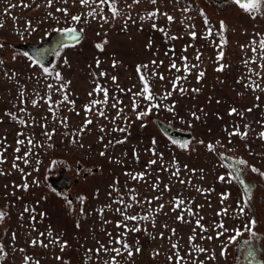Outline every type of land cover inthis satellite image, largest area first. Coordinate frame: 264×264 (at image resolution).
<instances>
[{"label":"rangeland","instance_id":"rangeland-1","mask_svg":"<svg viewBox=\"0 0 264 264\" xmlns=\"http://www.w3.org/2000/svg\"><path fill=\"white\" fill-rule=\"evenodd\" d=\"M116 6L120 15L113 18L108 5L100 6L99 0L91 7L81 5L80 0H68L67 3L52 0L51 6L48 0H0V24H3L0 44L4 45L0 48V60L3 61L0 64V153L5 161L0 164V171L5 173L0 175V211L6 214L0 221V247L3 248L0 264H105V261L108 264H170L168 257L175 251L184 257L183 264H200V261L204 264H236L240 259L236 244L229 246L226 259L220 256L221 240L226 241V236L234 233L217 239L216 232L220 229H214V224L222 221L229 230L242 229L249 219L257 221L254 231L258 238L252 246H257L264 263V177L251 172V167L264 171V140L259 138V133L264 132V91L245 87L256 81L264 88V67H261L264 61L252 62L253 57L261 55L258 45L264 39V16L252 19L233 0H157L155 5L150 0L139 3L116 0ZM101 7L107 23L100 15L95 19L86 16L89 11L99 13ZM57 9H66L68 15ZM157 10L154 21L148 20V14ZM162 13L173 16L174 21L169 22ZM72 15L81 16V23L71 21ZM141 17L145 19L141 20ZM85 18L87 22H84ZM205 18L214 32L220 31L221 21L227 26V31L223 32L227 43L220 61L217 60L219 36L204 38L207 34ZM70 26L77 30L83 28V36L78 43L56 48L47 56V65H43L49 68L51 75L45 74L39 65H32L24 55L27 52L18 46L44 41L49 33L55 32L53 29ZM190 31L197 33L195 39L188 34ZM105 40L107 43L101 51L96 45ZM253 41L257 46L255 53ZM57 51L59 55L54 54ZM198 52L201 54L199 61L196 60ZM182 56L188 58L187 64L199 65L192 69L186 80L179 81L178 87L187 89L183 94L173 92L171 83L177 76L185 75ZM65 59L67 64L63 62ZM152 61H156V65ZM172 61L181 68L180 72L170 70ZM221 63L226 67L218 72L216 68ZM141 65H148V68H141L138 73L137 67ZM56 71L61 73L62 81L55 79ZM201 71L205 76L198 83L196 77ZM101 72L107 75L101 76ZM141 74L146 76L157 96L153 103H161L162 107L154 108L148 116L137 120L132 101L133 93L143 88ZM160 74L164 80L159 79ZM112 77H116L115 83ZM68 81L71 83L64 90L56 91ZM98 85L108 89V104L96 105L97 109L103 108L107 118L98 116L95 110L85 112V106L92 100L104 98L103 93L93 91ZM193 89H199V92ZM168 92L172 95L160 101L159 97ZM64 95H68L74 104L61 103ZM49 96L52 112L49 111ZM136 99L140 104L136 111L144 110L149 102ZM115 100L122 101L118 105L123 109L120 118H116L117 109L112 107ZM33 101L38 106L34 107ZM167 107H173V111H167ZM232 108L242 112L243 118L229 115ZM249 108L251 112L246 111ZM6 113L15 114L17 119L13 120ZM64 118L68 121L67 128L61 123ZM20 120L27 121V125L21 124ZM86 120L93 123L80 133ZM157 122L189 134V139L176 138V141L188 142V148L181 149L178 144H173V139L157 128ZM245 124L250 125L246 140L229 137L228 133L236 125L244 131ZM101 128H104L103 132ZM114 128H125L126 131H113ZM53 129L55 132L49 140L44 133ZM28 138L33 140V145L27 144ZM19 139H24L25 144H17ZM73 139L78 142L72 143ZM230 139L232 143H229ZM209 144L214 145V152L208 150ZM18 147L20 152L15 151ZM29 149L34 154L27 157V164L15 159ZM149 149H155L157 155ZM101 152L105 155L101 156ZM161 153L162 160L159 158ZM221 155L231 161H247V166H241L242 178L247 184H254V188L245 215H239L237 210V201L243 195L242 186L218 180L220 175L227 176L230 171ZM153 159L157 163L149 166L148 162ZM173 159L179 167V176L172 175L176 171ZM14 162L23 173L12 167ZM58 168L71 177L70 184L66 188L61 186L60 190L48 184L49 178L57 176ZM141 172L149 174L140 182L133 181L128 175ZM180 180L191 183L182 184ZM24 183L28 184L27 190L17 187ZM154 183H159V190L153 191ZM165 185L169 191L163 190ZM197 188L205 191L198 192ZM129 189H134L135 193H130ZM222 193H230L223 205L220 202ZM121 194L127 203H132L130 196L133 194H138L137 200L143 202L134 204L128 215L149 216L146 221H128L129 227L137 224L141 231L129 232L126 237L121 236L124 228L116 226L123 217L115 209L123 206L113 202ZM157 196L159 200L153 199ZM81 197L85 198L83 203ZM177 197L184 199L187 207L203 217L201 224L207 232L202 233L196 227L194 216L186 217L189 223L176 219L184 211L183 206L173 211L170 201ZM148 200H152L151 205ZM160 205H164L163 209ZM223 207H228V215L217 216ZM99 209H104L103 217ZM202 235H211L213 239H201ZM191 236L196 238L189 242ZM115 239L129 244L133 255L128 257ZM246 239H249L247 232L240 240ZM33 240L47 246L40 243L33 246ZM54 240L58 242L53 243ZM65 242L67 246L61 251V244ZM174 243L178 245L176 250L172 249ZM100 244L121 248L123 254L117 256L111 251L98 254L96 249ZM194 245L208 251L197 253L193 250ZM136 248L141 251L137 253ZM212 253H215V260L207 258ZM171 264H175V258Z\"/></svg>","mask_w":264,"mask_h":264},{"label":"snow or ice","instance_id":"snow-or-ice-1","mask_svg":"<svg viewBox=\"0 0 264 264\" xmlns=\"http://www.w3.org/2000/svg\"><path fill=\"white\" fill-rule=\"evenodd\" d=\"M63 2L67 3L68 0H63ZM96 2H97V0H80V4L81 5L88 6V7H91L92 4H96ZM139 2H140V0H133V3H139ZM48 3H49V6H51L52 0H48ZM150 3L155 5V4H157V0H150ZM233 3L236 4L244 13L248 14L252 19H256L257 16H264V0H233ZM105 4L108 5L109 11L112 13L113 18H116L117 16L120 15V12L118 11L117 6H116V0H99V5L100 6H103ZM184 10L187 11V9H184ZM57 11L63 12L65 14V16L68 15V12H67L66 9H57ZM102 13H103V8L101 7L99 13H97L96 11H89L86 14V16L87 17H92L93 19H95L97 17V15H100L101 19L104 20V23H107L108 20H107L106 17H104L102 15ZM157 14H158V10L157 11H153V12L148 14L147 19L154 21V19L156 18ZM162 15H164L169 22H173L174 21V17L173 16H171V15H169L167 13H162ZM201 15H203V13H201ZM81 19L82 18L79 15H72L71 16V21H73V22H75L77 24L81 23ZM129 19H131L130 16H129ZM144 19H145V17H141V20H144ZM84 22H87V18H85ZM204 24H205V26H207V34L204 37L205 39H207L208 37H212L214 35L215 36H219L220 43L217 45V47L220 48V51L217 54V60L220 61L224 57L223 47L227 43V40H226V38L223 35V32L227 31V26L225 25V23L223 21H221L220 22V31L219 32H214L213 28L208 26L209 22H208L207 18L204 19ZM2 26H3V24H0V27H2ZM152 27L155 28L156 24L153 23ZM192 27L194 28L195 26L193 25ZM32 30L35 31V29H32ZM53 31L59 32V33L62 34V36L65 39H62L60 41V47L61 48H67V47L71 46L72 44H75V43L79 42V40H80L79 33H82L84 30H83V28L77 30V28L70 26V27L63 28V29H53ZM188 34L193 39H195L196 36H197V33L195 31H190ZM176 38L177 37H172V39H176ZM106 43H107V40L103 41L100 44H97L96 47L99 50L103 51V46ZM3 47H4V45L0 44V48H3ZM242 47H244V46H242ZM258 47L261 50V55L259 57H253L252 58V62L253 63H255L257 59H260V60L264 61V39L260 40ZM184 51H187V48H185ZM252 51L254 53L257 51L256 41L252 42ZM54 54L55 55H59V52L57 51ZM24 55L27 56L30 61H32V65H39V67L42 68V70H43V72L45 74H47V75H51L52 74L50 72L49 68L45 67L43 65L41 60L33 59L27 53H25ZM13 59H15V57H13ZM41 59H42V57H41ZM187 59L188 58L186 56H182L181 57V60L185 61L184 67H183V71H184L185 75L177 76L176 79L171 82L172 85H173V92L174 91H180L181 94L185 93L187 91V89L183 88L182 86L178 87L179 81L186 80L188 78V74H191L192 69L199 67L198 64H192V65L187 64ZM200 59H201V54L198 52L197 55H196V60L199 61ZM63 62L65 64H67V60L66 59ZM151 63L153 65H156L157 62L156 61H152ZM160 63L162 64L163 62L161 61ZM245 63L247 64L248 61H245ZM0 64H3L2 60H0ZM98 66H99V61H97V67ZM113 67H115V63L113 64ZM169 67H170V70L171 69H175L176 72H180L181 71V68L177 66L175 61H172ZM225 67H226V65L221 63L216 68V71H218V72L219 71H223ZM261 67H264V64H262ZM141 68L146 70L148 68V65L138 66L137 67V72L138 73L141 72ZM255 74L257 76L260 75L259 73H255ZM13 75H15V74H13ZM100 75L101 76H106L107 73L101 72ZM153 75H156V73H153ZM204 76H205L204 72H202V71L198 72L197 73V77H196L197 78V82L199 83L203 79ZM55 79L57 81H62L63 80V77H62L60 72H58V71L55 72ZM159 79L160 80H164L165 77L162 74H160L159 75ZM112 80L115 83L116 82V77H112ZM140 80H141V82L143 84V88H142L141 91L133 93L134 99L132 101V110L134 112H136V119L137 120H142L144 117L148 116L152 112V110L154 108L162 107L161 103H153V101L157 100V96L152 92L151 87H150V83H149L148 79L146 78V76L144 74L140 75ZM70 83L71 82L68 81L65 84H61L60 87L56 89V91L64 90L66 88L67 84H70ZM48 87L51 88L52 85H48ZM245 87L246 88L251 87L253 91H255L256 89H260L261 91H264V88H261L260 84L257 83L256 81H252L251 84H246ZM93 91L96 94L103 93V97L104 98H103V100H92L90 102V105L85 106V112L89 113V112H92L93 110H95L96 114L98 116L107 118L106 117V113L103 110V108L97 109L96 105H107L108 104V101H109L108 89L100 87L98 85L96 88H94ZM120 91H123V89H121ZM129 91H131V90H129ZM192 91L199 92V89H193ZM89 95L91 96L92 93H89ZM171 95H172V92H168L167 94H165L163 96H160L159 100L160 101L166 100ZM22 96H23V93H21V97ZM136 98H141L142 100L149 102L147 107L144 110L136 111L140 107V104H139V102H138V100ZM113 99H115V98H113ZM256 99L259 100L260 97L257 96ZM48 101H49V111L52 112L53 108H52L51 103H50L51 102V96L48 97ZM61 103L74 104V101L69 100L68 95H64L63 101ZM120 103H122V101L115 100V102L112 104V107L117 109V117L116 118H120V115L123 112V109L118 107V105ZM33 106L34 107L38 106L36 101H33ZM256 106L258 107V105H256ZM20 111H24V109H20ZM167 111L172 112L173 111V107H167ZM246 111L251 112L252 109L249 108ZM6 115L10 116L13 120L17 119V117L13 113H6ZM192 115H193L194 118L199 119V117L196 116L195 113H192ZM229 115H239V116H241V118H243V113L239 112L236 108L230 109ZM116 118H114V120ZM114 120H113V123H114ZM19 122L21 124H25V125H27V123H28L27 121H24V120H20ZM61 123L63 124V126L65 128H67V126H68L67 118H64L61 121ZM91 123H93L92 120H86L84 125L80 129V133H82L87 128V126L90 125ZM41 127H46V125H41ZM243 127H244L245 130L241 131L240 126L236 125L234 127V130L232 132L228 133L229 137H239V139L241 141L246 140L247 137H248L247 129L250 128V125L245 124ZM100 131L103 132L104 128H101ZM113 131L124 132V131H126V129L125 128H114ZM225 131H227V129H225ZM54 132H55V130L53 129L52 132H45L44 135L49 140H51ZM19 135L23 136V133H20ZM71 135L77 136L78 134L77 133H72ZM259 138L261 140H264V132L259 133ZM101 139H103V137H101ZM71 142L72 143H77L78 141L76 139H73ZM123 142L124 141H116V143H123ZM33 143L34 142H33L32 139H30V138L27 139V144L28 145H33ZM152 143L155 144L156 141L153 140ZM172 143L173 144H178V146L181 149H187L188 146H189L188 142H179V141L173 140ZM199 143L203 144L204 142L203 141H199ZM219 143L220 142L217 141V144H219ZM229 143H232L231 139L229 140ZM17 144L23 145V144H25V140L24 139H19V140H17ZM80 146L82 147L83 145L81 144ZM49 147H51V145H49ZM207 147H208L209 151H211V152L215 151L214 145L209 144V145H207ZM5 151H6V149H5ZM15 151L16 152H20V148L19 147L16 148ZM149 151H151L154 156L157 155V152H156L155 149H149ZM33 154L34 153L31 152V149H29V150L25 151L23 156H17L15 159L16 160H23L24 163L27 164L29 162L27 157L30 156V155H33ZM100 155L103 156V155H105V153L101 152ZM134 155H135V152H134ZM159 158H160V160L163 159V154L162 153L159 154ZM221 159H224V157L222 155H221ZM4 162L5 161H4V158H3V153H0V164H2ZM117 162L119 163V161H117ZM156 163H157L156 159L150 160L148 162L149 166L150 165H154ZM172 164L176 168V171L172 172V175L173 176H179V174H180L179 167H178L175 159H173ZM161 166L163 167V165H161ZM241 166H247V161H245L244 159L235 160L233 162V165H232L230 171L228 172L227 176L220 175L218 177V180L220 182H223V183H226V184H232V183L235 182V183H238L241 186H243V195H242L241 200L237 201V210H238L239 215H245V209H247L249 207V205L251 203V199H252L253 193L251 192L250 186L245 185L244 180L241 178L242 172H243V169L241 168ZM12 167L15 168V169H18L19 171H21L23 173V169H20L19 165L16 164L15 162L12 164ZM185 167H187V166H185ZM225 167H227V166H225ZM34 170H37V169H34ZM164 170L167 171V168H164ZM192 171H195V170H192ZM251 172L258 173L261 177H264V171H260L256 167H251ZM4 174H5L4 172L0 171V175H4ZM148 174L149 173H147V172H141V173H135V174L129 173L128 175L131 176V179L133 181L140 182V181H143L145 179V176L148 175ZM27 175H30V174H27ZM157 180H158V178H157ZM179 182L182 183V184H184V183L190 184L191 183L190 180L187 181V182H185L184 180H180ZM33 183L38 184V181H33ZM17 187H22L24 190H27L28 189V184L24 183L23 185H18ZM113 188H114L115 191H117V193H119V189L115 188V185H113ZM152 189H153V191L159 190V183H154L152 185ZM163 190L164 191H169L168 185H165ZM196 190L198 192H201V193H203L205 191V190L200 189V188H197ZM128 191L130 193H135L134 189H129ZM110 195H111V193H110ZM137 195L138 194H133V195L130 196V199H131L132 203L125 202L124 197H123L122 194L120 195V198L118 200H114L113 201L114 203L123 206V207L115 209V211L117 213H119L123 217V220L122 221H118L117 224H116V226L118 228H121V227L124 228V232L121 233V236L126 237L129 232H139V231H141V228L137 224H133L131 227H129L128 223H127L128 221H141V220L146 221V220L149 219L148 215H139V214L128 215L127 214L128 210H130L134 206V204L135 205H140V204L143 203L142 201L137 200ZM229 196H230V193H222L221 194L220 202H221L222 205L225 203V201H227L229 199ZM84 199H85L84 197L80 198L81 203H83ZM153 199L159 200L160 197L157 196V197H154ZM69 203H71V202L69 201ZM147 203L149 205H151L152 204V200H148ZM170 205L172 206L173 211H175L176 209H181L182 206H183L184 211H182L181 214L177 215V217H176V219L178 221H181V222H184V223H189L190 221H188L186 219V217L187 216H194V217H196L195 218L196 227L199 228L202 233L208 231L201 224V220L203 219V217H200L198 215V212L194 213L191 207H187L186 206V202H185L184 199H180L178 197L177 198H173V201H170ZM163 207H164V205H160L159 206L160 209H163ZM197 207L199 208L201 206H197ZM25 211H29V209L25 208ZM98 211H99L101 217H103L104 209H99ZM228 212H229L228 207H223L221 209V211L217 213V216H227ZM5 215L6 214L4 212L0 211V221L3 220ZM41 215H43V213H41ZM32 219L34 220L35 217L33 216ZM105 223H111V221H105ZM256 224H257V221L255 219H249L248 222L243 225L242 229L241 228H234V229H231V230H229L227 227H225V225H224V223L222 221L219 222V223L214 224V229H220V231L216 232V238L217 239H220L221 237H225L226 234L229 233V232L234 233V234L227 235L226 236V241L225 240H221L220 256L224 257L226 259L229 246L233 245V244H236L238 249L244 254V259L247 261V264H253V261L256 258V251L252 247V244H253V241L258 238V234L254 231V229L256 227ZM153 226H155L154 223H153ZM164 227H167V225H165ZM195 231H196V229L194 228L193 232H195ZM245 232L248 233L249 239L241 241L240 238L244 235ZM172 233H173V235H175V229L172 230ZM41 235H44V233H41ZM48 235L50 236L51 233H48ZM108 235L111 237V233H108ZM161 236H163V234H161ZM195 238H196L195 236L189 237V242H191ZM200 238L201 239H205L206 238L207 240H212L213 239V237L211 235H208L207 237H204L202 235ZM52 242L56 243L58 241L54 240ZM111 242L112 241L110 240V243ZM38 243H40L44 247L47 246V245H44L42 243V241H36V240L32 241L33 246L37 245ZM115 243L120 244L122 246V248L127 252V256L128 257H131L133 255V251L131 250V246L129 244H127L126 242H124V240L115 239ZM241 245H243V247H241ZM66 246H67L66 242L62 243L61 244V251H63ZM177 248H178L177 244H175V243L172 244V249L176 250ZM193 250L195 252H197V253H206L208 251L204 247H200V246H196V245L193 246ZM2 251H3V248L0 247V252H2ZM89 251H91V250H89ZM101 251H104V252L111 251V252L116 253L117 256H120V255L123 254L121 252V248H115V247L108 248V247H106L103 244H100V247L98 249H96V252L98 254ZM135 251L138 253V252L141 251V249L140 248H136ZM156 254L158 255L159 253H156ZM174 258H175V264H183L184 257H182L180 255L179 251H175L173 256H169L168 257L170 264H171V262L173 261ZM207 258L210 259V260H215L216 259L215 253H212ZM57 259H59V257H57ZM112 259L115 262V257H113ZM37 264H38V262H37ZM105 264H108V262L105 261ZM193 264H195V262H193ZM200 264H204V262L200 261Z\"/></svg>","mask_w":264,"mask_h":264},{"label":"water","instance_id":"water-1","mask_svg":"<svg viewBox=\"0 0 264 264\" xmlns=\"http://www.w3.org/2000/svg\"><path fill=\"white\" fill-rule=\"evenodd\" d=\"M80 39L83 36L82 33H79ZM62 39H65L61 33L59 32H51L48 34L46 39L40 42H37L35 44L29 45L28 43H21L18 44L19 48L26 51L29 56H31L33 59L41 60V62L44 65H47L48 58L47 56L51 54L56 48L60 47V41ZM42 57V59H41ZM157 128L160 129V131L164 132L166 135L171 137L173 140L177 139H189V134H186L185 132H182L177 129H171L170 126H167L164 123H156ZM224 163L230 165V169L233 165L234 160L231 162V160L227 159V157H224L223 159ZM48 184L51 187H55L56 189L60 190V187L63 186L66 188L71 181V177L69 175H64L63 170L61 168L57 169V176L51 177L48 179ZM256 264H260L259 261H256Z\"/></svg>","mask_w":264,"mask_h":264},{"label":"flooded vegetation","instance_id":"flooded-vegetation-1","mask_svg":"<svg viewBox=\"0 0 264 264\" xmlns=\"http://www.w3.org/2000/svg\"><path fill=\"white\" fill-rule=\"evenodd\" d=\"M227 159H229V158H227ZM230 160V159H229ZM232 162V161H231ZM229 165V164H228ZM230 166V165H229ZM243 175V174H242ZM241 178H242V176H241ZM243 179V178H242ZM245 182V181H244ZM245 185H248V186H250V188H251V190L254 188V184H247L246 182H245ZM242 188H243V186H242ZM253 245V244H252ZM241 247H243V245H241ZM253 247V246H252ZM254 249H255V251H256V258H255V260L253 261V264H256V261L258 260L259 261V263L260 264H264L263 263V261L260 259V256H259V252H257L258 250V248H257V246H255V247H253ZM237 255L239 256L240 255V259L238 260V262L236 261V264H247V261L244 259V254L239 250V249H237Z\"/></svg>","mask_w":264,"mask_h":264}]
</instances>
